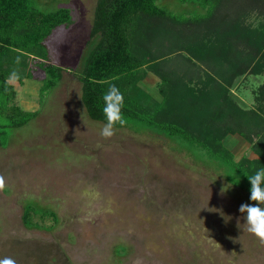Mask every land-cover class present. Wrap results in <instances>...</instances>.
Segmentation results:
<instances>
[{"label":"rangeland","instance_id":"rangeland-1","mask_svg":"<svg viewBox=\"0 0 264 264\" xmlns=\"http://www.w3.org/2000/svg\"><path fill=\"white\" fill-rule=\"evenodd\" d=\"M96 2L31 0L44 12L68 7L72 22L46 40L50 61L65 68L54 91L41 96L45 72L33 60V77L28 70L22 79L9 78L13 104L40 112L6 131L0 143V258L16 264H264V241L247 231L239 211L241 204L259 202L228 188L223 170L165 134L124 127L104 137L105 124L87 115L75 73L90 49ZM157 2L178 14L189 5ZM240 16L259 26L264 1ZM158 82L150 72L140 85L160 100ZM263 85L264 72L246 71L231 92L250 109L259 104ZM224 142L238 159L255 156L239 134ZM30 204L38 206L32 220L39 227L23 222ZM46 208L56 218L42 216Z\"/></svg>","mask_w":264,"mask_h":264},{"label":"trees","instance_id":"trees-1","mask_svg":"<svg viewBox=\"0 0 264 264\" xmlns=\"http://www.w3.org/2000/svg\"><path fill=\"white\" fill-rule=\"evenodd\" d=\"M179 1L189 4L180 14L157 0H97L90 49L75 73L82 102L89 118L106 124L103 97L115 86L123 96L120 115L126 123L116 122L114 128L148 130L189 144L204 162L223 170L228 182L241 178L233 185L250 198L246 175L264 167V85L259 104L250 109L236 102L231 86L246 71L264 72V22L252 26L240 16L260 0ZM222 9L230 11L229 17L219 18ZM70 22L68 7L44 12L31 0H0V143L6 142V131L40 112L13 104L16 90L10 76L22 79L30 72L33 77L30 60L36 61L45 72L41 96L54 91L65 68L50 61L46 40ZM150 72L159 79L160 100L140 85ZM230 134L241 135L255 156L238 159L224 142ZM35 208L25 205L27 227L40 226L32 220ZM46 209L42 216L56 218Z\"/></svg>","mask_w":264,"mask_h":264},{"label":"clouds","instance_id":"clouds-1","mask_svg":"<svg viewBox=\"0 0 264 264\" xmlns=\"http://www.w3.org/2000/svg\"><path fill=\"white\" fill-rule=\"evenodd\" d=\"M103 99L105 101L103 112L106 115L107 123L101 129L100 134L104 137H110L113 135L114 124L116 122L120 125H124L126 123L120 115L123 96L119 93L115 86H112L109 91L104 94ZM246 176L251 183L250 199L259 203L241 204L239 211L244 214L247 231L253 233L261 241H264V167L257 168L254 173ZM232 177L233 180L236 179L234 176ZM240 179L236 183H231L228 188H230L233 184L239 183ZM227 189L223 190L226 191ZM0 264H16V261L12 257H3L0 258Z\"/></svg>","mask_w":264,"mask_h":264}]
</instances>
